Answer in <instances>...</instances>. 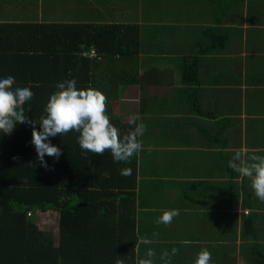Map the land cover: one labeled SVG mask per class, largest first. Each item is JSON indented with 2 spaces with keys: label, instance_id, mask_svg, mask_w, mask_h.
Wrapping results in <instances>:
<instances>
[{
  "label": "crops",
  "instance_id": "0c3cea01",
  "mask_svg": "<svg viewBox=\"0 0 264 264\" xmlns=\"http://www.w3.org/2000/svg\"><path fill=\"white\" fill-rule=\"evenodd\" d=\"M122 2L125 5L120 7ZM217 8L222 13L220 18L212 14ZM0 9V22L23 24L91 23L97 22L100 14L105 22L132 24L141 17L134 24L139 50L150 51H141L136 81L127 85L140 90L134 101L139 106L143 100L157 98H163L166 104H185L179 105L180 110H168L164 116L181 121L184 118L183 126H200L203 137L196 135L190 143L177 141L175 134L159 138L146 133L138 138L143 145L138 169L146 171L138 173V187L147 184L145 193L150 196L142 210L157 214L144 215V233L138 238L147 237L152 243L140 245L139 258L152 248L156 252L153 264H167L160 259L165 251L168 259H176L173 264H194L197 254L207 249L212 257L210 264H235L238 256L247 264L252 246L248 237L242 236L241 224L245 210H254L241 207V199L233 201L228 192L224 196L225 181L231 178L225 177L224 170L237 150L264 155V0H0ZM69 9L73 15L66 12ZM223 35L225 38H221ZM211 44L215 52L203 54L202 50ZM201 54L197 85L178 82L171 70H180L181 63H189ZM213 56L219 66L223 64L222 68H229L235 75L213 77L207 73L203 67L213 68ZM149 69L152 71L147 74ZM157 86H168L171 93L159 95L154 88ZM180 87L185 88L182 95L177 92ZM194 101L200 106V114L188 111L187 104L195 105ZM139 117L137 123L145 125L143 118L154 121L162 114L154 109ZM237 180L235 186L242 194L239 175ZM171 209L179 210L171 224L155 222L164 210ZM254 209L263 214L254 221V228L264 249V202ZM186 216L190 218L185 220ZM179 217L184 218L182 222ZM173 248L179 250L175 256L171 255Z\"/></svg>",
  "mask_w": 264,
  "mask_h": 264
},
{
  "label": "trees",
  "instance_id": "16d2710c",
  "mask_svg": "<svg viewBox=\"0 0 264 264\" xmlns=\"http://www.w3.org/2000/svg\"><path fill=\"white\" fill-rule=\"evenodd\" d=\"M218 8L212 14L220 18ZM101 16H97V22L81 24L0 22V79L13 76V87L31 88L34 95L25 105L30 119L39 121L46 114L45 105L59 82L75 79L78 89H97L107 97L106 113L121 136L134 127L120 119L116 103L127 85L136 81L141 51L150 50H139L137 26L117 19L105 22ZM213 47L211 44L202 50L203 54H213ZM201 56L181 63L180 70H171L178 82L197 85ZM211 65L213 68L205 65L203 69L213 77L235 75L229 68H222L223 64L219 66L216 56ZM217 67L220 70H214ZM17 68L20 70L14 71ZM184 89L180 87L177 92L182 95ZM194 102L187 104L188 111L200 114V106ZM139 107L140 115L156 109L163 119L159 124L143 118L147 130L142 137L151 131L166 138L176 134L172 127H183L180 119L171 123L170 117L164 116L179 106L170 109L163 98L143 100ZM35 127L40 129L39 124ZM78 135L71 131L49 137L51 144L61 149V155L58 160L46 155L50 167L45 169L30 142L32 125L17 123L11 135L0 133V264H135L134 247L143 236L144 220L157 215L153 210H142L150 196L146 197L147 184L138 187L139 153L129 163L115 162L110 151L93 155L81 150ZM225 167L224 175L231 178L225 181L224 196L229 193L233 201L240 198L241 207L254 210L245 212L241 224V234L252 246L247 264H264L263 245L254 228V221L263 216L254 208L262 201L250 195L248 178H241L244 189L240 194L235 186L239 174ZM122 168H131L132 174L120 175ZM154 186L158 188L159 184ZM37 210L58 213L57 242L51 231L39 228L34 221Z\"/></svg>",
  "mask_w": 264,
  "mask_h": 264
},
{
  "label": "clouds",
  "instance_id": "9594fccd",
  "mask_svg": "<svg viewBox=\"0 0 264 264\" xmlns=\"http://www.w3.org/2000/svg\"><path fill=\"white\" fill-rule=\"evenodd\" d=\"M14 84L13 76L0 79V133L11 135L17 123L32 125L30 142L35 147L37 159L45 169L50 167L45 160L46 155L56 160L61 155V149L51 144L49 137L64 136L71 131L79 133L77 141L81 150L93 155H103L105 151H110L115 162L129 163L142 150L143 145L138 138L143 135L145 125L142 122L137 123L139 115L129 117L128 123L134 127L121 136L119 129L111 123L106 113L107 97L101 91L93 88L78 89L75 79L59 82L56 85L57 90L50 95L45 105L46 114L36 121L30 119L25 111V105L34 93L29 87H13ZM37 124L40 126L39 130L35 127ZM228 166L241 178H248L255 196L264 202V155L250 154L247 149L237 150L228 161ZM131 174V168L120 169L122 176ZM103 175L107 177L108 173ZM178 215V209L164 210L155 222L169 225ZM151 243L152 240L147 237L136 242L134 251L138 258L135 264H153L152 258L156 256V252L152 248H147L143 258H139L140 245ZM178 251L173 248L171 255L175 256ZM168 257L169 253L165 251L160 259L167 261ZM211 259V253L202 249L194 264H210ZM116 264L122 262L117 261Z\"/></svg>",
  "mask_w": 264,
  "mask_h": 264
},
{
  "label": "rangeland",
  "instance_id": "374dc122",
  "mask_svg": "<svg viewBox=\"0 0 264 264\" xmlns=\"http://www.w3.org/2000/svg\"><path fill=\"white\" fill-rule=\"evenodd\" d=\"M125 3L122 2L120 3V7L124 6ZM31 9V7H30ZM45 9V8H44ZM0 11H2V9H0ZM68 14L73 15V10L69 9L68 11H66ZM136 13V12H135ZM134 13V14H135ZM133 14V15H134ZM141 18V17H140ZM135 19L134 21H132V24H137L138 20L140 19ZM153 69V68H152ZM152 69L147 70V74L150 73L152 71ZM102 76V74H101ZM156 88V91L159 95H164V94H169L171 92H169V88L168 86H157L154 87ZM152 88V90L154 89ZM148 89V87H147ZM138 90V93L136 92ZM149 90V89H148ZM140 90L138 89V87H127L126 91L123 92V94L121 93L120 96L118 97V101L116 103V113L119 115L120 119L124 122H128V119L130 116L134 115V114H138L139 115V105L137 101V98H139L140 96ZM115 104V103H114ZM175 104L172 103H167L166 106L170 107V109H172L174 107ZM177 106H179L178 103H176ZM182 107H185L184 104H182ZM182 120L184 121L185 119L182 118ZM163 121L162 118H156L155 122L156 123H161ZM169 121H171V123H175V118H169ZM182 121V122H183ZM142 122V121H141ZM194 127H190L189 125H184L183 127H172L171 130H178L181 128L180 131H178L174 137L177 138L178 140H183L185 143H190V139H192L194 136L198 135L201 137H203V131H200L198 129V127L196 125H193ZM166 131L169 132L170 128H167V126H165ZM191 130H194L193 132ZM205 132L207 133V129H205ZM148 134H154V132H148ZM257 142L258 139H256ZM226 165V164H225ZM228 167V165H227ZM226 168V167H225ZM229 168V167H228ZM225 173V172H224ZM182 179H184L183 176H181ZM226 177V176H225ZM226 179V178H225ZM237 180V179H236ZM237 182H239V180H237ZM250 183V181H249ZM177 186V185H176ZM249 188H250V195H252L254 198L257 199V197L255 196L252 188H251V183L249 184ZM176 218V217H175ZM189 216L185 217L186 219H189ZM184 218H178L179 222H182ZM34 221L36 222V224L38 225L39 228L43 229V230H49L53 233L54 235V239L55 242H57L58 239V213L56 211H52V210H48V211H42V210H37L34 214ZM169 243L172 242L171 240L168 241ZM162 248L159 249V252L161 253ZM153 259V258H152ZM176 259L174 257H171L170 259L167 260V264H173V261H175ZM235 264H245L244 262V258H241L240 256H238L236 258V263Z\"/></svg>",
  "mask_w": 264,
  "mask_h": 264
},
{
  "label": "built area",
  "instance_id": "2783aa9c",
  "mask_svg": "<svg viewBox=\"0 0 264 264\" xmlns=\"http://www.w3.org/2000/svg\"><path fill=\"white\" fill-rule=\"evenodd\" d=\"M245 212H247V210H245ZM28 214H30V213L28 212Z\"/></svg>",
  "mask_w": 264,
  "mask_h": 264
}]
</instances>
